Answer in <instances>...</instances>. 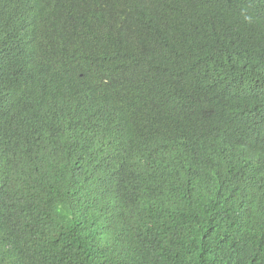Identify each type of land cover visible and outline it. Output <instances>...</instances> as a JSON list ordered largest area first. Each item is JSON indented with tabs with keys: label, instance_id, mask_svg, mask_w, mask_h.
Instances as JSON below:
<instances>
[{
	"label": "trees",
	"instance_id": "trees-1",
	"mask_svg": "<svg viewBox=\"0 0 264 264\" xmlns=\"http://www.w3.org/2000/svg\"><path fill=\"white\" fill-rule=\"evenodd\" d=\"M0 264H264V0H0Z\"/></svg>",
	"mask_w": 264,
	"mask_h": 264
}]
</instances>
